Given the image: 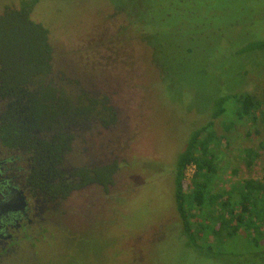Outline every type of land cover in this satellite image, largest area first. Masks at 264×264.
Instances as JSON below:
<instances>
[{
	"label": "rangeland",
	"instance_id": "374dc122",
	"mask_svg": "<svg viewBox=\"0 0 264 264\" xmlns=\"http://www.w3.org/2000/svg\"><path fill=\"white\" fill-rule=\"evenodd\" d=\"M19 1L0 0V14ZM125 1L35 6L33 19L48 29L50 82L74 100L79 92L105 97L116 113L112 124L92 115L68 129L59 167L69 172L116 161L120 168L106 190L94 183L44 200L26 236L15 232V241L0 246L7 257L0 264H264V239L255 246L242 235L199 237L196 249L182 237L172 176L176 156L210 117L218 91L250 93L262 101L254 115L264 109V53L248 52L245 59L231 53L249 35L264 37V0H170L169 23L151 25L139 37L126 35L127 23L114 15ZM226 126L228 120H214L212 190L218 192L264 174L259 118ZM192 174L187 168L186 184ZM202 220L195 215L192 222Z\"/></svg>",
	"mask_w": 264,
	"mask_h": 264
},
{
	"label": "trees",
	"instance_id": "16d2710c",
	"mask_svg": "<svg viewBox=\"0 0 264 264\" xmlns=\"http://www.w3.org/2000/svg\"><path fill=\"white\" fill-rule=\"evenodd\" d=\"M39 1L20 0L18 6L8 7L0 15V76L2 85L11 86L15 94L18 91L24 93L26 85H29V89L31 85L41 89L43 81L50 74L48 29L32 19V12ZM118 4L120 7L114 8V15L122 16L127 23L122 25L126 35L129 32L139 37L150 32L152 26L169 23L164 19L167 17L164 7L170 5V0H126L124 4ZM139 26L143 30H139ZM250 36L247 39L253 38ZM247 39L238 43L231 53L240 59L248 52L264 53V37ZM65 91L56 85V151L52 153L56 165L69 147V136L65 133L64 125L71 123V119L79 116L76 120L80 123L88 116L101 115L106 118V124L116 121V113L105 97L93 98L79 92L74 100V97L65 95ZM218 92L211 102L210 117L203 119L202 125L190 133L173 164L174 209L179 217L178 223L180 221V234L188 237L196 249L199 248L196 242L199 237L220 241L242 235L255 246L258 243L261 245L264 239V174L259 179L241 180L228 190L219 192L212 190V181L215 172L213 146L219 142L214 120H228L229 126L226 128L230 129L245 119L255 120L258 117L264 128V109L260 110V116L254 115L262 101L250 93H237L234 87ZM190 165L194 166V172L190 183L186 184L185 170ZM119 168L116 161L92 169L76 167L67 179L56 169V178L60 176L56 182V198H65L72 188L90 183L106 190L114 183V175ZM195 215L203 217L201 224L192 222ZM261 247L264 249V243Z\"/></svg>",
	"mask_w": 264,
	"mask_h": 264
},
{
	"label": "flooded vegetation",
	"instance_id": "af4514ba",
	"mask_svg": "<svg viewBox=\"0 0 264 264\" xmlns=\"http://www.w3.org/2000/svg\"><path fill=\"white\" fill-rule=\"evenodd\" d=\"M50 74L41 89L38 86L32 88V85L29 89L26 85L24 93L18 91L16 94L11 86L2 85L0 76L1 247L15 241V232L26 236L28 225L37 222L36 218L46 208L44 200L56 199V182L60 177L56 178V169L64 179L71 177L72 170L63 171L59 167L61 162L56 165V159H53L56 151V83L50 82ZM76 119H71L64 129L81 127ZM88 119L93 120L91 116ZM79 188H72L69 194ZM33 210L35 212L32 213ZM12 251V248L5 249L3 255ZM0 256V260L7 258L2 254Z\"/></svg>",
	"mask_w": 264,
	"mask_h": 264
},
{
	"label": "built area",
	"instance_id": "2783aa9c",
	"mask_svg": "<svg viewBox=\"0 0 264 264\" xmlns=\"http://www.w3.org/2000/svg\"><path fill=\"white\" fill-rule=\"evenodd\" d=\"M189 167H192V168H193V172H194V166H193V165H190V166H188L187 168H189ZM187 168H186V170H185V174H186Z\"/></svg>",
	"mask_w": 264,
	"mask_h": 264
}]
</instances>
